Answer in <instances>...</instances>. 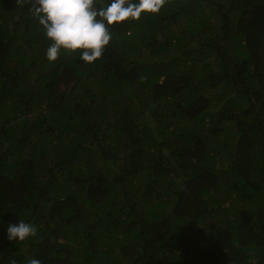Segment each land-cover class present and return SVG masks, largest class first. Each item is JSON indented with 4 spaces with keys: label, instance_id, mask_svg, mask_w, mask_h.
<instances>
[{
    "label": "trees",
    "instance_id": "1",
    "mask_svg": "<svg viewBox=\"0 0 264 264\" xmlns=\"http://www.w3.org/2000/svg\"><path fill=\"white\" fill-rule=\"evenodd\" d=\"M29 7L0 0V264H264V0H166L92 63Z\"/></svg>",
    "mask_w": 264,
    "mask_h": 264
},
{
    "label": "clouds",
    "instance_id": "2",
    "mask_svg": "<svg viewBox=\"0 0 264 264\" xmlns=\"http://www.w3.org/2000/svg\"><path fill=\"white\" fill-rule=\"evenodd\" d=\"M16 4L30 6L29 12L52 41L46 52L48 61H56L62 53L71 55L83 50L80 59L92 63L103 57L105 46L112 39L110 26L129 19L138 21L144 12L159 13L166 0H110L107 4L103 0H16ZM37 232L34 224L19 220L8 225L7 238L26 241ZM9 264L17 261L11 259ZM27 264L42 262L29 259Z\"/></svg>",
    "mask_w": 264,
    "mask_h": 264
},
{
    "label": "rangeland",
    "instance_id": "3",
    "mask_svg": "<svg viewBox=\"0 0 264 264\" xmlns=\"http://www.w3.org/2000/svg\"><path fill=\"white\" fill-rule=\"evenodd\" d=\"M226 1V0H225Z\"/></svg>",
    "mask_w": 264,
    "mask_h": 264
}]
</instances>
